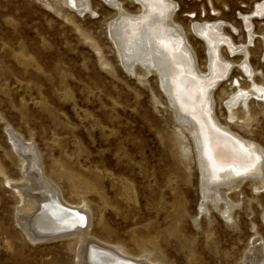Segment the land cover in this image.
Here are the masks:
<instances>
[{"label":"rangeland","instance_id":"374dc122","mask_svg":"<svg viewBox=\"0 0 264 264\" xmlns=\"http://www.w3.org/2000/svg\"><path fill=\"white\" fill-rule=\"evenodd\" d=\"M127 1H120L122 7L138 14V6ZM174 1L172 20L182 25L204 69L206 55L193 23L221 21L241 45L239 18L260 0ZM68 9L63 0H0V264H73L74 259L67 241L35 243L18 227L20 204L11 187L23 171L13 137L31 146L39 173L68 204L87 206L94 236L133 256L161 264H241L255 238L264 248V188L243 185L228 196L235 206L232 225L220 217L226 209L222 201L209 208L199 192L192 140L181 130L187 158L178 143V125H186L172 116L157 77L138 75L137 68L127 73L115 58L105 33L115 11L99 0H91L94 12ZM253 30L257 37L247 46L248 61L263 71L254 81L264 87L259 59L264 23L253 21ZM221 54L238 61L223 49ZM233 69L213 93L215 115L264 148L263 94L245 89L246 103L256 114L247 132L225 118L230 113L223 101L237 82L242 88L245 83Z\"/></svg>","mask_w":264,"mask_h":264},{"label":"bare ground","instance_id":"6f19581e","mask_svg":"<svg viewBox=\"0 0 264 264\" xmlns=\"http://www.w3.org/2000/svg\"><path fill=\"white\" fill-rule=\"evenodd\" d=\"M99 1L115 11V16L112 18L113 13L111 20L105 25V33L114 48L119 66L130 74L137 68L138 75L143 74L144 77V74H153L157 77L156 81L167 99L172 116L178 123L186 125L185 129L179 125V128L176 127L179 133L178 143L187 158L190 151L182 143L186 137L181 130L188 132L192 140L202 200L212 209H216L218 201H222L226 209L220 211V217L232 225L230 216L235 206L230 203L228 196L243 185H249L253 190L264 188V148L218 120L214 112L216 101L214 102L213 93L219 92L221 84L230 79L231 71L234 66L237 67L245 79L242 84L244 88L237 82L233 93L226 96L223 104L230 114L225 118L229 119V123L238 125L242 132H247L256 121V114L250 111L246 103L245 89H252L264 96V87L254 81L255 76L262 77L263 71L252 68L248 61L247 47L252 43V36L257 37L254 35L253 21L264 23V0L253 3L251 11L239 18L244 42L238 46L232 41V33L230 35L222 29L223 22L193 23L192 31L202 43L206 55L204 69L198 66L196 54L187 41L189 38H186L182 25L172 20L178 4L176 1L130 0L135 7L138 6L139 13L134 15L122 7V0ZM63 3L79 15L94 12L91 11V0H63ZM211 10L213 14L218 13L214 8ZM230 31L235 33V29ZM259 38L262 41L259 59L264 67V30ZM221 49L228 57L238 58V61L225 58ZM225 94L220 93L219 99ZM260 114L264 117V111ZM11 136L13 135L10 134ZM11 140L22 161L23 171L21 180L17 181L19 184L11 187L15 188L20 204L17 207V223L30 241H67L73 247V264H161L145 255L133 256L123 247L94 236L89 231L87 206L68 204L58 188L43 172L39 173L42 169L36 162L31 146L21 143L16 137ZM258 238L251 241L248 254H245L241 264H264V248L259 244Z\"/></svg>","mask_w":264,"mask_h":264}]
</instances>
